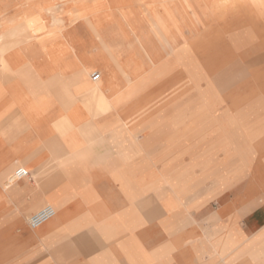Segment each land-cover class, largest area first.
<instances>
[{"label": "bare ground", "instance_id": "1", "mask_svg": "<svg viewBox=\"0 0 264 264\" xmlns=\"http://www.w3.org/2000/svg\"><path fill=\"white\" fill-rule=\"evenodd\" d=\"M18 2L19 11L11 19L0 21V86H8L15 78V72L10 68L7 58L9 53L32 39L42 40L52 37L53 33L48 31L44 23V16L53 17L66 11L69 23L65 25V29L70 25H84L90 30L101 47V53L96 58L103 65L102 78L95 82L92 80V75L90 76V66L84 63L76 44L67 36L65 46L60 51L64 55L63 65L66 77H52L50 87L53 90L59 85L60 91L54 92L55 99L64 102V105H72V107L64 108V116L60 115L59 118H53L51 115L49 117L50 131H64L67 128L79 132L84 137H92V140L87 141L85 145L92 150L105 145L103 140H99L101 138L97 141L93 138L99 137L101 132V125H99L98 120L106 117L118 121L122 131H127V133L135 134L143 131L138 128L137 120L130 121L128 119L124 110L126 92L135 81L147 72L148 67L156 65L154 54H157V57L195 55L217 60L213 66L221 63L222 65L213 80L218 87L221 86L220 90L229 91L230 85L236 82L237 77L245 81L244 85L252 84L246 89L242 87L241 93L233 100L235 101L233 103L234 108L242 113L241 120H245L248 124L246 125L247 131H243V133L247 132V137H242L243 133L234 126L236 122L225 132L229 135L228 139L233 140L236 144L237 152L244 150L245 145L242 139L253 138L264 133V115H253L252 119L249 120L253 110L248 107L250 104L257 106L260 103V95L264 94V0H134V4L139 6L138 9L143 15L144 27L142 30H139L133 22L130 12L132 9L129 8L125 11L121 7V0H19ZM53 20V23H58L55 18ZM106 25L120 27L122 36L128 41L129 46H123L117 50L108 41L107 36H103V27ZM126 53L130 55V60L121 63L118 58ZM221 59L222 61H220ZM27 83L30 84L29 81ZM1 124L2 122L0 123V131L3 128ZM114 126L117 127L118 125ZM28 128L38 131L42 127L38 122H30V124L23 123L19 130L24 131ZM114 132L118 131L115 129ZM9 135H4L7 140L0 141V186L3 188L2 191L7 200L12 198L13 194L23 193V185L28 183L26 179L24 181L17 180L15 178L16 171L31 169V166L25 163L21 164V167L13 173L15 165L10 160ZM95 150L91 154L81 153L76 160L82 164H104L118 158L123 163L133 165L137 157L133 151H124L118 155L114 148L116 153L113 156V151L110 149L100 153H96ZM68 158L66 163L72 160V156ZM53 161L55 163L58 159L53 158L51 162ZM60 167L65 169L63 165ZM70 167L78 169L81 166L74 167L71 165ZM33 174L36 175L39 187L43 183H55L67 179L68 183L76 186L78 190L82 187L95 185L97 191H99L98 187L108 178L125 184L143 178L134 171H126L125 169L101 173L100 171L57 172L47 169L42 171L41 168ZM210 181L212 182V180ZM260 186L264 188V184ZM153 199L145 201L153 207L155 206ZM262 199L264 201V197ZM140 202L142 201L140 200ZM48 203L55 209L56 215L48 223L35 230L31 229L27 222L25 223V218L43 204V199H36L35 202L18 209L17 224L10 226L11 228L8 227L4 234L0 232V264H11L12 260L17 258V250L8 247L10 243L28 238L33 241L47 242L48 246L45 248L47 257L53 260L55 264L74 263L77 260V257L73 255L74 252H72L74 248L72 244L68 245L70 242L62 244L63 233H76L74 232L75 229L77 232L88 229L89 232L97 231L98 233L99 231L106 232V228H109L110 231L120 229L126 232L154 224L161 217V215L154 214L145 216L144 212L141 211L140 213L143 212L144 216L140 217L112 215V217L102 218L101 215H82L76 219H69L68 216L61 213L63 206L61 202L53 199ZM164 228L169 235L173 226L171 222L166 221ZM101 236L102 240L106 238L102 234ZM162 251H166L164 256H168L169 245ZM147 256L148 259L152 257L150 254ZM104 263L100 261L97 264Z\"/></svg>", "mask_w": 264, "mask_h": 264}, {"label": "crops", "instance_id": "2", "mask_svg": "<svg viewBox=\"0 0 264 264\" xmlns=\"http://www.w3.org/2000/svg\"><path fill=\"white\" fill-rule=\"evenodd\" d=\"M18 1L0 0V21L11 19L19 11ZM44 17L43 20L49 32L53 33L50 31L51 27H58L57 35L53 34L52 37L42 40L32 39L9 53L7 58L10 68L15 72V78L8 86H0V121L8 120L11 124H20L19 127L14 126L17 130L14 128L10 131L8 137L10 160L13 165H16L15 170L20 168L21 164L28 163L31 169L27 171L35 181L36 175L33 173L41 168L42 171L47 169L57 172L100 171L101 173L125 169L126 171L132 170L143 178L134 180L130 184L108 178L98 187L99 191H97L95 185L78 190L76 186L69 184L67 179L55 183H43L40 187L37 184L35 187L31 185L32 178L30 177L26 179L28 183L23 185V193L26 194L27 201H31L34 196L46 202L57 199L63 205L62 215L68 216L69 219H76L82 215H101L102 218L112 217V215L140 217L144 216L148 206L151 214H159L154 200L155 206L153 207L145 201L144 171L147 169V164L149 166L152 163L156 166V159L148 161L149 163L145 161L147 160L145 159L147 156L146 138L142 133L138 132L135 135L122 131L120 123L111 117L98 120L101 132L99 137L93 139L97 141L101 138L99 140H103L105 145H101L96 150L93 149L96 153L110 149L114 156L116 150L118 155L124 151H133L137 157L133 165L123 163L118 158L104 164H82L78 163L76 158L83 152L89 154L94 152L92 148L85 146L87 141L92 140V137H84L79 132L67 128L64 131H50L49 117L51 115L53 118L64 116V108L72 107V105H64V102L55 99L54 92L60 91L59 85L53 90L50 87L52 77H66L63 65L64 55L60 51L65 46L67 36L60 30L61 19L58 15L53 17L49 15L47 16L49 19ZM53 18L58 23H53ZM28 81L30 84L27 83ZM30 122H38L42 127L41 130L33 131L30 128L24 131L19 130L23 123L30 124ZM115 129L118 132H114ZM5 140L7 138L0 137V141ZM156 146L159 147L160 143H155L154 148ZM70 156L73 161L66 163ZM53 158H57L58 161L51 162ZM62 165L65 169H61ZM71 165L81 167L73 169ZM39 193L40 196H38ZM35 201L36 199L30 203ZM189 208H185L187 214H189ZM141 211L144 214L140 213ZM209 216L204 215L197 227L192 226L194 215L184 216L185 227L175 226L170 218L173 228L170 229L169 235L166 228H147L146 226L126 232L120 229L110 231L106 228V232L98 230V233L97 231L89 232L88 229L79 232L75 229L76 233H63L62 244L70 242L68 245L72 244L73 255L77 257L74 263L66 264H97L100 261L106 264H264V203L248 215H215L218 223L214 217ZM210 219L215 220L212 226ZM106 233L107 235H104ZM101 234L106 237L104 240ZM168 245L169 255L164 256L166 251L162 250L168 248ZM149 254L152 256L151 259H148Z\"/></svg>", "mask_w": 264, "mask_h": 264}, {"label": "rangeland", "instance_id": "3", "mask_svg": "<svg viewBox=\"0 0 264 264\" xmlns=\"http://www.w3.org/2000/svg\"><path fill=\"white\" fill-rule=\"evenodd\" d=\"M120 5L125 11L132 9L130 12L133 22L142 30L143 15L134 0H121ZM66 15V11L58 14L63 34L75 42L82 60L90 65V76L98 73L100 81L103 65L96 58L101 53L100 45L84 25H70L66 29L62 27L69 23ZM57 30L58 27L50 28L55 36ZM103 32V36H107L117 50L129 46L120 27L106 25ZM154 57L156 65L148 67L147 72L127 90L124 106L128 119L137 120L138 128L143 130L139 133L146 138V162L156 159V166L147 164L144 171L145 200L154 198L157 211L160 212L157 215L161 217L146 227L164 228L170 218L175 226L185 227V215H194L192 226L195 227L201 223L204 215L215 218V215L250 214L264 203V188L260 186L264 184V133L242 139L244 150L237 152L236 144L228 139L229 135L225 130L236 122L234 126L241 133L247 131L248 124L241 120L242 113L234 108L233 100L241 93L242 87L246 89L252 84L244 85L245 81L237 77L229 91L220 90L221 86L218 87L213 77H216L222 63L213 66L217 60L210 57H157V54ZM118 59L125 63L130 60V55L126 53ZM259 100L257 106L248 105L253 110L249 120L253 115H264V94L260 95ZM1 122L3 128L0 136L3 137L14 128L17 130L14 126L20 125L11 124L8 120ZM246 133L242 137L246 138ZM155 143H160V146L154 148ZM15 167L13 173L17 170ZM30 177L29 173L28 178ZM35 183L33 177L31 185L36 187ZM2 189L0 186V232L4 234L8 227L17 224L18 209L29 205L37 197L27 201L26 194L20 192L7 200ZM40 190L41 188L39 192ZM47 205L50 204L43 199V204L26 216L25 223H28L30 216ZM186 207H190L189 214L185 212ZM148 208L145 216L153 215ZM215 220L218 223V218ZM215 220H209L211 226ZM47 246V242L29 238L12 242L8 247L17 250V258L11 264H55L47 257Z\"/></svg>", "mask_w": 264, "mask_h": 264}, {"label": "built area", "instance_id": "4", "mask_svg": "<svg viewBox=\"0 0 264 264\" xmlns=\"http://www.w3.org/2000/svg\"><path fill=\"white\" fill-rule=\"evenodd\" d=\"M100 79V75L97 73L92 75V80L97 82ZM29 177V172L26 171L25 169H19L15 173V178L17 180H23ZM56 215V211L52 206H45L42 208L40 211L37 213L33 214L30 216L28 219V225L31 229L35 230L46 223H48L50 220H52Z\"/></svg>", "mask_w": 264, "mask_h": 264}]
</instances>
